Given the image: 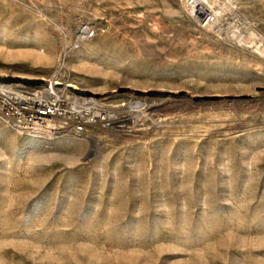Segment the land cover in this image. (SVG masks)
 Here are the masks:
<instances>
[{"label":"rangeland","instance_id":"1","mask_svg":"<svg viewBox=\"0 0 264 264\" xmlns=\"http://www.w3.org/2000/svg\"><path fill=\"white\" fill-rule=\"evenodd\" d=\"M208 3L0 0V106L64 113L0 115V264H264V0Z\"/></svg>","mask_w":264,"mask_h":264},{"label":"built area","instance_id":"2","mask_svg":"<svg viewBox=\"0 0 264 264\" xmlns=\"http://www.w3.org/2000/svg\"><path fill=\"white\" fill-rule=\"evenodd\" d=\"M209 1L211 0H185L188 13L202 28H209L217 23L218 12L214 7L209 5ZM1 94L4 95L3 92ZM53 97L52 102L44 101L41 98L34 99L31 106L32 110L28 109L29 106L23 104H20L18 110L17 108L12 110L5 105H3L4 107L0 106L1 118L19 131H27L31 134L52 133V130L55 128V125L51 123L53 121L52 115L58 114L64 116L62 110L56 105L59 99L56 96ZM21 109L29 110L30 113L23 115ZM99 117H101L100 112H93L87 119L74 122L73 130L76 134H80L86 122H92ZM65 123H60L59 127H63Z\"/></svg>","mask_w":264,"mask_h":264},{"label":"bare ground","instance_id":"3","mask_svg":"<svg viewBox=\"0 0 264 264\" xmlns=\"http://www.w3.org/2000/svg\"><path fill=\"white\" fill-rule=\"evenodd\" d=\"M92 106V105H91Z\"/></svg>","mask_w":264,"mask_h":264}]
</instances>
